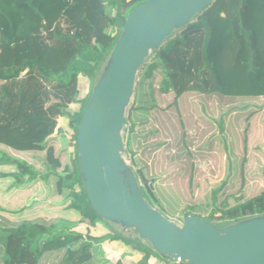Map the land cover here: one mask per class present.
<instances>
[{
    "label": "trees",
    "instance_id": "obj_1",
    "mask_svg": "<svg viewBox=\"0 0 264 264\" xmlns=\"http://www.w3.org/2000/svg\"><path fill=\"white\" fill-rule=\"evenodd\" d=\"M144 1H54L46 16L37 12L46 26L42 33L25 39L27 51L13 44L10 55H0V264H122L125 257L136 264H175L119 237L101 221L88 203L78 173L77 126L92 79L119 35V20ZM50 50L64 54H51ZM40 55L49 57L50 62L66 57L61 66H51ZM8 58L11 64L6 63ZM194 97L203 105L199 110L204 116L198 119L195 114L200 104H195ZM236 112L240 114L233 126L227 118ZM144 115H150L159 128L150 127L152 121ZM60 117L72 130L69 139L58 130ZM262 121L264 0H215L163 42L137 77L125 146L144 196L171 217L173 213L152 191L155 175L170 171L166 180L177 186L179 199L190 198L193 181L200 173L196 163L203 157V147L213 150L216 126L221 135L232 131L229 145L225 135L220 138L228 152L226 175L201 205L185 201L181 221L195 215L223 226L264 214V160L260 163L263 185L254 181L242 189L246 174L252 172L249 157L257 159L264 149ZM199 122L204 126L200 127ZM146 124L148 130L144 129ZM208 134L210 138L203 142ZM67 146L72 149L69 154ZM12 153L22 156L14 157ZM20 168L24 170L22 176L28 175L27 180L39 176L45 186L53 189L54 204L62 205L59 215L69 218L73 214L76 219H47L30 213L22 217L19 211L26 205L7 208V191ZM233 178L240 179L237 190L230 183ZM225 188L228 193L221 198ZM195 209L199 210L193 213ZM1 213L17 217L12 220ZM103 242L113 245L111 251L102 248ZM107 254L114 256L113 262Z\"/></svg>",
    "mask_w": 264,
    "mask_h": 264
},
{
    "label": "water",
    "instance_id": "obj_2",
    "mask_svg": "<svg viewBox=\"0 0 264 264\" xmlns=\"http://www.w3.org/2000/svg\"><path fill=\"white\" fill-rule=\"evenodd\" d=\"M214 1L145 0L119 20V35L92 79L78 122L79 179L101 221L172 263L264 264V214L223 226L195 215L178 223L146 199L125 146L127 116L144 63Z\"/></svg>",
    "mask_w": 264,
    "mask_h": 264
},
{
    "label": "rangeland",
    "instance_id": "obj_3",
    "mask_svg": "<svg viewBox=\"0 0 264 264\" xmlns=\"http://www.w3.org/2000/svg\"><path fill=\"white\" fill-rule=\"evenodd\" d=\"M54 1L57 2L58 0H0V47H1V44L6 43L12 37L13 39L15 37L20 38L18 40L23 41L25 40V39H21L23 38V36L25 37L26 35H28L27 38L29 39V38H32L33 35H36L38 31L41 32L42 28L46 26V23L45 21L42 22L40 20L41 16L38 13H40L42 16L43 15L46 16V14L44 13L49 10V7L51 6V4H53ZM53 26L54 25H51L50 28H52ZM30 47L31 49L34 48L33 43L31 44ZM27 49L28 47L24 48V51H27ZM65 57L66 56H64V58ZM64 58L61 59V57H59L58 61H60L61 63L56 61L54 62V64L56 66L58 65L61 66ZM134 97H135V93H134ZM134 97H133V101H134ZM194 100H195L194 101L195 104L196 103L200 104L199 107H197L198 110L195 114V118L198 119L204 113L201 110H199L201 106L203 105H201L200 100L198 98L194 97ZM130 109H129V112H130ZM129 112H128V115H129ZM210 113L211 112H208L207 114L212 116ZM238 114H240V112H236L230 115L227 118V122L231 121L230 124L234 126L235 120H236L235 117L238 116ZM144 117L146 118L147 121L149 122L152 121L150 127L159 128V126H157V123L153 121L150 115H147V116L144 115ZM214 118H216V116H214ZM262 124L264 125V121H262ZM199 125L200 127L204 126L203 123L201 122H199ZM57 127H58V130L66 133L65 136L68 139L70 138L72 134V130L69 128L68 121L65 118H62V119L59 118L57 120ZM148 127L149 126L146 124L144 129L148 130ZM137 131L138 129L136 130V132ZM213 131L215 132H213L212 135L217 137V138H214L215 139L214 148L213 150H210V151L206 149V146L202 148L203 157H200V159L196 163L197 169L199 170L200 173L195 176V179L193 181V186L195 188L193 190V193H191L190 198H184V200L183 198L179 199L177 186L176 185L173 186L174 182L172 183L171 181L166 180L167 176H169L170 171L169 172L166 171L165 173L160 174V175L156 174L157 176L155 175V180L151 184L152 191L158 197V200L160 201V203L164 206L166 210H170L173 213V215L168 218L178 223H182L181 221L182 214H180V211L184 207L185 201L188 204L195 203L197 205L199 204L201 205L202 202L206 201L207 194L214 187L220 184L224 176L226 175V163L227 162L225 159H226V153L228 152L224 150V147L220 142L221 141L220 138L222 135H225L226 144L229 145V142H230L229 139L232 136V131L231 129L226 130L221 135L218 132V129L216 126H215V129H213ZM191 132L195 133L196 130H192ZM125 133H126V130H125ZM138 134L139 133L137 132V135ZM209 134L204 138L203 142L206 141L208 137L210 138L211 134L210 135ZM124 140H125V135H124ZM62 147H64V145L61 146V148ZM134 147L135 146H132L133 149H135ZM65 149L67 151V154L71 153L72 151L71 147L69 146H67V148ZM259 153H260V156L258 155L257 159H252V157H249L248 159V166L252 167V172L250 174L249 173L246 174L245 176L246 184L244 188H242L243 190H245L246 185L252 186V184H254V181H257L260 183V185H263L262 181L260 180V163L264 160V149H262ZM237 154H239L238 151H237ZM12 155L14 157L22 156V155H18L14 153H12ZM237 158H240V156L238 155ZM135 159H137V155L135 156ZM142 163L143 162L139 164H142ZM19 171L20 173L17 172V174L15 175V178H12V184H11L12 186L10 185L11 187L7 191V193L9 194V197L5 199V203H4L7 205V208L12 209L13 205H18L20 208L22 205L23 206L26 205L27 208H23L22 210L19 211V215L22 217L30 213L29 215L47 217V219H54V218H61V219L63 218L67 220L76 219V216H74L73 214H71L69 218L58 214L59 207H61L62 205L59 202H57L59 203L57 205L54 204L55 196L53 194V189L45 186V184L41 181L39 176H36L34 180H29V179L27 180L28 175L22 176L24 175L23 174L24 170L20 168ZM247 171H249V169H247ZM249 175H252L253 179H250ZM239 181L240 179H235V178L230 180V183L235 187V190L239 189V184H238ZM50 184H52L51 180H50ZM15 186L17 189L14 188ZM227 193H228V189L225 188L221 198H225ZM186 196L187 195L185 193L184 197ZM153 206L156 207L155 205ZM198 210L199 209H195V211L192 210V212L196 213ZM1 214L9 217L12 220H14L17 217L13 215H8L6 213H1ZM85 242L91 245H94V246L97 245L94 242H89V241H85ZM101 244H102V248H104L106 252L110 251L106 247L105 244L103 243ZM106 256L108 257L109 261L111 262L114 261V256H111L109 254H107Z\"/></svg>",
    "mask_w": 264,
    "mask_h": 264
},
{
    "label": "crops",
    "instance_id": "obj_4",
    "mask_svg": "<svg viewBox=\"0 0 264 264\" xmlns=\"http://www.w3.org/2000/svg\"><path fill=\"white\" fill-rule=\"evenodd\" d=\"M28 37V35H26L25 37L23 36V38H21V39H26ZM18 39H20V38H14L13 39V37L11 38V39H9V41H7L6 43H3V44H1V47H0V55H2V54H5V55H7L8 56V54H9V52H10V50H11V48H12V45L14 44H18V48L21 50V51H23L24 50V48L26 47V44L25 43H27L28 42V40H23V41H19ZM30 39V38H29ZM41 52H43V51H41ZM50 52H51V54H59V55H61V54H64L62 51H56L55 53H53L54 51H52V50H50ZM10 55V54H9ZM40 57L42 58V60L43 61H45V63L46 64H48V65H51V66H55V64H54V62H50L51 60H50V58L49 57H47V56H45L44 58L40 55ZM46 59H48V61H46ZM53 60V59H52ZM11 61V58H8V61L6 62V63H8V64H11L12 62H10ZM18 62V61H17ZM58 62H60V61H58ZM63 117H60V119H62ZM59 119V118H58ZM103 244H105L106 245V247L111 251V247L113 246V245H110V246H108V244H106V242H103ZM102 245V244H101ZM113 248V247H112ZM104 249V248H103ZM115 253V255L117 256V257H120V254L119 253H117V252H114ZM132 263H134L133 261H132V259L131 258H129V257H125L124 258V260H123V262H122V264H132ZM150 264H163V263H160V262H155V261H150L149 262ZM134 264H136V263H134Z\"/></svg>",
    "mask_w": 264,
    "mask_h": 264
}]
</instances>
